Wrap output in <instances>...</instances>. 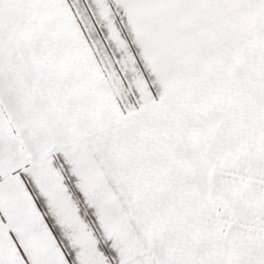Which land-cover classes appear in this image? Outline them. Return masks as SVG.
Here are the masks:
<instances>
[{"label": "snow or ice", "instance_id": "obj_1", "mask_svg": "<svg viewBox=\"0 0 264 264\" xmlns=\"http://www.w3.org/2000/svg\"><path fill=\"white\" fill-rule=\"evenodd\" d=\"M0 264H264V0H0Z\"/></svg>", "mask_w": 264, "mask_h": 264}]
</instances>
